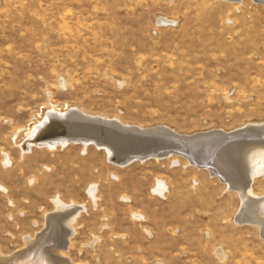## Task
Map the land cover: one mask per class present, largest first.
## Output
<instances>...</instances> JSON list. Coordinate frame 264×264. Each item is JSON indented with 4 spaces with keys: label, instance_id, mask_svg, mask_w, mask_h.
<instances>
[{
    "label": "rangeland",
    "instance_id": "1",
    "mask_svg": "<svg viewBox=\"0 0 264 264\" xmlns=\"http://www.w3.org/2000/svg\"><path fill=\"white\" fill-rule=\"evenodd\" d=\"M51 107L182 134L264 123L263 3L0 0V253L42 230L58 197L79 210L76 264H264L261 228L237 221L238 186L205 167L120 166L93 144L25 152ZM251 191L264 197V173Z\"/></svg>",
    "mask_w": 264,
    "mask_h": 264
},
{
    "label": "bare ground",
    "instance_id": "2",
    "mask_svg": "<svg viewBox=\"0 0 264 264\" xmlns=\"http://www.w3.org/2000/svg\"><path fill=\"white\" fill-rule=\"evenodd\" d=\"M61 81L64 85V80ZM25 140L22 144L25 152H29L32 145L64 147L71 141L85 146L93 144L111 153L110 161L120 166L170 157L185 158L190 163L194 158L208 163L215 161L219 167L217 173L226 176L224 179L232 186H238L243 204L237 221L254 223L264 233V197H256L251 191L255 177L264 173V123H247L233 131L213 129L182 134L167 126L140 127L125 124L119 119L93 116L77 108L58 111L51 107L29 129ZM228 160L238 171L226 168ZM5 163L9 164L8 158ZM209 172L214 175L211 169ZM158 182L155 192L163 196L166 183ZM53 200L56 210L47 214L45 227L33 238H26L21 249L12 254L0 253V264H76L65 252L72 236L69 235L71 221L77 210H72L73 205H64L58 197ZM134 217L141 218V215L134 214ZM216 254L221 260L226 257L222 248H218Z\"/></svg>",
    "mask_w": 264,
    "mask_h": 264
},
{
    "label": "water",
    "instance_id": "3",
    "mask_svg": "<svg viewBox=\"0 0 264 264\" xmlns=\"http://www.w3.org/2000/svg\"><path fill=\"white\" fill-rule=\"evenodd\" d=\"M233 1H236V0H233ZM257 2H259V3H263L264 4V0H256ZM137 133V132H136ZM250 138H254V137H251L250 136ZM257 138V137H256ZM71 143H72V141H71ZM71 143H69V144H71ZM68 144V145H69ZM166 156V155H165ZM151 158V157H150ZM149 159V158H148ZM204 160H202V161H200V160H195V158L194 159H192L191 160V163H193V164H195V165H197L198 167H201V168H209V171H210V169L214 172L213 174L214 175H217V176H219V177H223V178H226V176H223V175H219V173H217V171H218V169H219V167L217 166V164L215 165V161H211L210 163H208V162H203ZM222 178V179H223ZM223 180H225V179H223Z\"/></svg>",
    "mask_w": 264,
    "mask_h": 264
}]
</instances>
